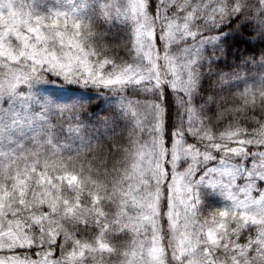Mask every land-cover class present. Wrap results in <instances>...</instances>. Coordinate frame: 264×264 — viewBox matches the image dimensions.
<instances>
[{
	"label": "snow or ice",
	"instance_id": "6c2138e0",
	"mask_svg": "<svg viewBox=\"0 0 264 264\" xmlns=\"http://www.w3.org/2000/svg\"><path fill=\"white\" fill-rule=\"evenodd\" d=\"M159 3L0 0V264H264V0ZM93 15L131 19V61ZM129 85L152 100L117 114Z\"/></svg>",
	"mask_w": 264,
	"mask_h": 264
},
{
	"label": "rangeland",
	"instance_id": "374dc122",
	"mask_svg": "<svg viewBox=\"0 0 264 264\" xmlns=\"http://www.w3.org/2000/svg\"><path fill=\"white\" fill-rule=\"evenodd\" d=\"M82 0H77V3H81ZM85 2L91 3V0H85ZM118 3L121 5H126L127 0H117ZM66 0H25V7L27 9H31L34 12L40 14H46L50 11H54L58 8H63L65 6ZM160 3L158 0V7L155 10H159ZM168 10H172L171 6H169ZM7 15V11L3 14H0V19ZM91 15V13H90ZM93 23L95 25V29L97 32L102 31V35L98 38V40L106 45L108 38L110 37L109 34H105V32L115 33L118 37L121 44L124 48L125 56L120 61H131L133 59L134 53L131 51L130 47L128 46V42L130 41L132 30H133V23L131 19L120 17L115 18L113 20H104L102 18H98L97 16L93 15L92 17ZM114 31V32H113ZM129 100H140V101H151L152 100V92L143 85H129L123 92L116 97L114 101L110 104L117 114H119L122 110V103ZM65 104V101H61L59 104H53L52 101L45 96L44 99H40L41 107L45 106L46 110L43 111H50L52 109L58 108ZM50 114H53L50 111ZM131 125L132 122L128 119H125ZM213 163L209 162L205 165H202V169H206L212 167ZM201 201H202V209L205 211L226 206L229 201L226 199L225 195L219 188H212L207 184L201 185ZM83 227L82 225L80 226ZM93 226H89L90 230ZM79 235L83 236L84 238H88L87 233L80 232L77 229ZM60 254V249H59Z\"/></svg>",
	"mask_w": 264,
	"mask_h": 264
},
{
	"label": "trees",
	"instance_id": "16d2710c",
	"mask_svg": "<svg viewBox=\"0 0 264 264\" xmlns=\"http://www.w3.org/2000/svg\"><path fill=\"white\" fill-rule=\"evenodd\" d=\"M152 5L154 6V10L156 9V7H158V0H152ZM96 25V24H95ZM114 32V31H113ZM99 36L98 38L102 35V31H99ZM105 34H109V38L106 42V45L111 49V51L116 55V57H118V59H122L125 54H124V48L121 44V41L116 38L118 37L115 33H111V32H105ZM40 87H42V85H36L35 89H34V94H33V102L36 104V106L42 110H46V107L43 106H39L40 105V99L39 97V93L38 91H36V89H39ZM120 93H112L110 94L108 97H106L108 106H110V104L112 103V101H114L116 99L117 96H119ZM99 102L98 99H94L93 103H97ZM169 104H170V112H171V117H172V123L175 124L177 122V104L179 103L178 100H175L171 97H169ZM68 104V106H71L70 102H65ZM45 112V111H44ZM45 113L50 114V111H46ZM120 128H118L117 130L120 131L121 129L125 130L124 131V135L126 138L127 132L126 130L128 128L131 127V125L129 124V122H127L124 118H120L118 121ZM57 253L59 254V249H57Z\"/></svg>",
	"mask_w": 264,
	"mask_h": 264
}]
</instances>
